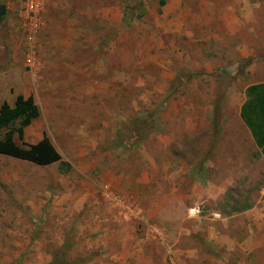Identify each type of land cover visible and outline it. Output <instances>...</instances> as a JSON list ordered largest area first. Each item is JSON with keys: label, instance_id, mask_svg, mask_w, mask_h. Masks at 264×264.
Returning <instances> with one entry per match:
<instances>
[{"label": "rangeland", "instance_id": "obj_1", "mask_svg": "<svg viewBox=\"0 0 264 264\" xmlns=\"http://www.w3.org/2000/svg\"><path fill=\"white\" fill-rule=\"evenodd\" d=\"M0 3L2 79L39 110L14 140L70 164L0 154V264H264V152L238 115L264 0H46L34 68L21 0Z\"/></svg>", "mask_w": 264, "mask_h": 264}, {"label": "trees", "instance_id": "obj_2", "mask_svg": "<svg viewBox=\"0 0 264 264\" xmlns=\"http://www.w3.org/2000/svg\"><path fill=\"white\" fill-rule=\"evenodd\" d=\"M246 94L247 96L253 95L249 103V113L256 116L259 122L252 124L250 118L246 121L243 112L240 113V116L251 129L256 145L264 152V83L248 86L246 88ZM38 113V106L31 95L24 96L18 94L13 105H9L6 102L0 105V129L8 127L15 122L18 123L16 129H9L0 136V154L26 160L37 165H48L57 162L62 170H67L70 164L62 159L60 153L55 149L47 137H43L36 143L31 144H18L14 140V131H16L19 136H22L23 128L27 126Z\"/></svg>", "mask_w": 264, "mask_h": 264}, {"label": "built area", "instance_id": "obj_3", "mask_svg": "<svg viewBox=\"0 0 264 264\" xmlns=\"http://www.w3.org/2000/svg\"><path fill=\"white\" fill-rule=\"evenodd\" d=\"M45 3L46 0H21L19 12L22 19V29L28 44L25 63L30 68H34L36 64L35 42L41 26Z\"/></svg>", "mask_w": 264, "mask_h": 264}, {"label": "crops", "instance_id": "obj_4", "mask_svg": "<svg viewBox=\"0 0 264 264\" xmlns=\"http://www.w3.org/2000/svg\"><path fill=\"white\" fill-rule=\"evenodd\" d=\"M5 5V4H4ZM20 6H21V3H20ZM6 7V6H5ZM6 9H7V7H6ZM20 9V8H19ZM5 15H6V12H5ZM4 15V16H5ZM4 16L2 17V19L4 18ZM2 19H0V21L2 20ZM1 65V64H0ZM9 65V64H8ZM7 72H8V74H11V72H12V70H11V68H9V70H7ZM4 73H3V71H2V73H1V67H0V105L3 103V102H6V103H8L9 105H13V103H14V100H15V98H16V96L18 95V94H22V95H24V96H29V95H26L20 88H18L17 89V93L14 91H10V89H9V87L7 86V84H4V81H3V79H2V75H3ZM15 78V77H14ZM256 84H259V83H256ZM256 84H250V85H256ZM250 85H248V86H250ZM247 86V87H248ZM246 87V88H247ZM262 93V92H261ZM11 96V97H10ZM4 98L6 99V100H4ZM252 98H253V95H250V96H247V94L245 93V96H244V98H243V100H242V102H241V104H240V106H239V112H238V115H239V118H240V120L243 122V124L245 125V127L249 130V132H250V134H251V136H252V133H251V129L247 126V123H245L244 122V120H242L241 119V116H240V113L241 112H243V115H244V119L247 121V120H249V118H250V122L252 123V124H255V123H257V122H259V120L258 119H256V116H253V114L251 113H249V103L251 102V100H252ZM242 107H243V110H242ZM252 138H253V136H252ZM254 140V139H253Z\"/></svg>", "mask_w": 264, "mask_h": 264}, {"label": "water", "instance_id": "obj_5", "mask_svg": "<svg viewBox=\"0 0 264 264\" xmlns=\"http://www.w3.org/2000/svg\"><path fill=\"white\" fill-rule=\"evenodd\" d=\"M6 7L4 4L0 3V19L5 15Z\"/></svg>", "mask_w": 264, "mask_h": 264}]
</instances>
